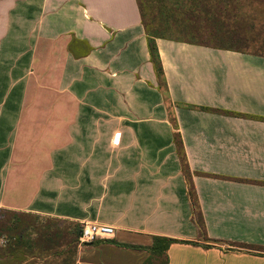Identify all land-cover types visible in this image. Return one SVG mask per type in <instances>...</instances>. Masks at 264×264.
Instances as JSON below:
<instances>
[{
  "label": "crops",
  "instance_id": "obj_1",
  "mask_svg": "<svg viewBox=\"0 0 264 264\" xmlns=\"http://www.w3.org/2000/svg\"><path fill=\"white\" fill-rule=\"evenodd\" d=\"M159 2L0 0V210L114 228L73 264H142L115 242L153 236L178 240L167 264H264V53L155 38L161 87L143 19ZM231 2L264 18L260 0Z\"/></svg>",
  "mask_w": 264,
  "mask_h": 264
},
{
  "label": "rangeland",
  "instance_id": "obj_2",
  "mask_svg": "<svg viewBox=\"0 0 264 264\" xmlns=\"http://www.w3.org/2000/svg\"><path fill=\"white\" fill-rule=\"evenodd\" d=\"M158 1H160L158 3L159 6L150 3V7L147 9V13L144 17L151 32L160 31L163 35L168 37L201 41L203 43H215L219 45L233 44L239 47L248 46L253 47L257 52L262 48L264 49V18H247L239 15L236 13L237 6L234 2H231V0H201V3L199 0H174L179 4H176L177 6L171 5L169 0H166V2L163 1V4L161 3L162 0ZM158 1H155V3ZM260 1L264 3V0ZM200 4L201 16L199 15ZM167 7H171V10L168 11L166 9ZM260 11H262V7ZM207 18H209L210 21H205ZM245 19H248V21ZM165 21L168 22V24H164ZM18 217L29 221L34 228L33 231L29 229L28 232H25L23 235L22 244L24 250L30 248L32 242L37 238L35 233L39 232L42 226H46V230L51 232L52 235L56 233L57 230L58 237L61 232V237L65 239L64 242L71 240L73 233L75 234V228H72V230H65L63 227H60V223L55 220H44V218H35L31 215ZM18 217H16L17 220L19 219ZM8 220H10V222L17 221L15 220V216L11 215V213L1 211L0 231L2 232L0 235H2L1 238H4L6 242L4 245L0 244V253L8 251L14 243L12 239H9L11 231L5 227ZM31 226L29 228H32ZM58 237H54V239L57 240ZM39 242L42 243L43 241L40 240ZM54 246L55 244H52V248L47 250L44 254L45 256H50L52 259V261H50L51 263L58 262L63 257L67 258L69 261L72 260V245L68 246L64 244L59 247ZM30 264H32V262H30ZM59 264H61V262H59Z\"/></svg>",
  "mask_w": 264,
  "mask_h": 264
},
{
  "label": "trees",
  "instance_id": "obj_3",
  "mask_svg": "<svg viewBox=\"0 0 264 264\" xmlns=\"http://www.w3.org/2000/svg\"><path fill=\"white\" fill-rule=\"evenodd\" d=\"M154 1H158V0H154ZM162 1L166 2L165 0H162ZM169 1H170L171 5L177 4V1H174V0H169ZM143 19H144V17H143ZM205 21H210V19L207 18V19H205ZM164 24H168V22L165 21ZM145 30H146L147 38H148L147 41H148L150 59H151V62L153 63L154 71H155L156 76L158 78L159 85L161 87L165 88V80L163 77V70L161 67V62H160L159 54L157 51L155 38H169V39H175V40H183V39L168 37L166 35H163L160 31L151 32L149 30L147 24H145ZM189 41H191V40H189ZM194 42H196V41H194ZM197 42H200V41H197ZM201 43H203V42H201ZM204 44H208V43H204ZM262 50H264V49L262 48L259 52L264 53V51H262ZM179 154L182 157L181 151H179ZM182 163H183V171L186 175L188 170H187L186 162H185L183 157H182ZM189 195H190V199L192 202L193 211H194L195 215H197V217H196L197 223L202 228L203 222L200 218L199 210L197 208V204L195 202V198H194V194L192 192V189H189ZM1 211L11 213V215L15 216V220H17L16 217H18V216H29L27 214L16 213V212L8 211V210H0V212ZM32 217L38 218L36 216H32ZM25 220L19 218L17 221H14V222H10V220H8L6 222L5 227L9 231H11L10 238L9 237L8 238L12 239L14 241V243L12 244L13 248L11 250L9 249L7 251V254L8 253L9 254L15 253L16 255H18L21 251L22 252L25 251L29 255L38 254L44 258V257L49 256V255L45 256L44 254L47 250H50L52 248L51 247L52 244H55V246H57V247L65 244L68 246L69 245L73 246V255H74L75 248H76L77 242H78V236H79L80 231H81L80 225H74L75 234L73 233V237L71 238V240H68V242H64L65 239L61 237V232L59 233V237H58L57 230H56V233H53V235H52L51 232L46 230V226H42V229L39 232L35 233L37 238H35V240L32 242L30 248L28 250H24V246L22 244L23 243V235H24L23 230H27V229H30L31 231L34 230V228L31 226L30 222L27 220L25 221ZM44 220H50V219L44 218ZM30 226L32 228H29ZM1 232L2 231H0V233ZM0 236H2V235H0ZM54 237H58L57 240H55ZM40 240H42L43 242L40 243L39 242ZM173 242H178V240H176L174 238L164 237V236H153L151 245H149L147 247L135 246V245H129V244H120L118 242H115V243L122 245V246H125V247H130V248H135V249H146L149 252L150 256L142 264H167L168 259H167L166 251H167L169 245ZM59 262H61V264H69L70 263V262H68L67 259H62ZM59 262H58V264H59ZM70 264H73V263L71 262Z\"/></svg>",
  "mask_w": 264,
  "mask_h": 264
},
{
  "label": "built area",
  "instance_id": "obj_4",
  "mask_svg": "<svg viewBox=\"0 0 264 264\" xmlns=\"http://www.w3.org/2000/svg\"><path fill=\"white\" fill-rule=\"evenodd\" d=\"M114 234V228L110 225L86 222L81 226L78 236V246H85L93 243L98 238L111 237ZM2 237V236H1ZM0 237V244L4 245L6 240ZM75 264H83L76 262Z\"/></svg>",
  "mask_w": 264,
  "mask_h": 264
}]
</instances>
